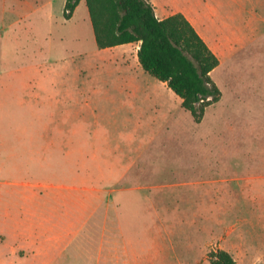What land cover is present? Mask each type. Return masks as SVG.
Listing matches in <instances>:
<instances>
[{"label": "rangeland", "instance_id": "obj_1", "mask_svg": "<svg viewBox=\"0 0 264 264\" xmlns=\"http://www.w3.org/2000/svg\"><path fill=\"white\" fill-rule=\"evenodd\" d=\"M151 2L225 44L197 123L133 58L101 60L85 6L46 27L0 0V264L47 263L86 215L67 251L88 264H210L218 249L264 264V0ZM12 216L37 223L35 244H6Z\"/></svg>", "mask_w": 264, "mask_h": 264}, {"label": "trees", "instance_id": "obj_2", "mask_svg": "<svg viewBox=\"0 0 264 264\" xmlns=\"http://www.w3.org/2000/svg\"><path fill=\"white\" fill-rule=\"evenodd\" d=\"M79 0H65L69 18ZM96 47L99 49L138 43L137 60L142 70L180 98V105L194 122L207 106L218 101L220 91L210 78L217 57L188 20L175 13L159 19L146 0H84ZM210 264H235L221 249L210 253Z\"/></svg>", "mask_w": 264, "mask_h": 264}, {"label": "crops", "instance_id": "obj_3", "mask_svg": "<svg viewBox=\"0 0 264 264\" xmlns=\"http://www.w3.org/2000/svg\"><path fill=\"white\" fill-rule=\"evenodd\" d=\"M20 1V0H19ZM148 1L153 9H154V14L157 18L162 19L165 18L169 15L175 14V13H181V12H173L171 14H162L159 15V12L155 9L154 6V2L152 3L149 0ZM64 4H65V0H60L58 1V5L57 7H55L54 5V0H21L20 4H17V6L12 7V10H16L19 11L17 13H32L33 11H36L40 13L41 18L44 22V25H46V27L51 26L53 24L54 21H58V23L62 24L63 26H65L66 24H69L74 17V14L78 11L79 8L85 6L86 9V18L89 20V16H88V11L85 5L84 0H79L78 4L76 5V7L74 8L72 15L69 18H64L63 16V12H64ZM10 10V9H9ZM187 20L188 22L191 24V26L194 28V30L197 32V34L201 37V39L204 41V43L206 44V46L210 49V51L217 57L218 59V65L220 64V59H219V50H220V45H225L224 43H222V41L217 38H213L212 36L207 35V33L203 30L202 27V23H199L197 20H195L194 18L188 16L187 14H183L181 13ZM90 22V20H89ZM84 23V28L86 29L87 26H85L86 20L83 22ZM91 25V24H90ZM80 30H84L83 26L80 28ZM92 30V27H91ZM47 32V31H46ZM93 33V32H92ZM78 34H76L77 36ZM94 37V35H93ZM229 44H231V42H229ZM96 45V44H95ZM137 49H138V43H127V44H121V45H116L113 47H108V48H103V49H99L97 51H101V52H105L106 55L104 57H102L101 60H103L104 62L107 61L109 62L112 66H124L125 64V59L127 57H131L135 60L136 63V70L138 69V60H137ZM97 65V64H96ZM217 65V66H218ZM118 66V67H120ZM140 66V65H139ZM116 69H119V68ZM123 69V68H122ZM128 82V81H127ZM25 210V209H24ZM23 212H36V206H34L32 209H27V211L25 210ZM15 217V219H11V222L8 224V226L5 228V239L6 240V244H18L20 246L23 245H28V240H31V243L35 244V242L32 240H39L37 237H33L36 236V234H38V228H37V223L32 222V221H28L27 219L24 220H20L17 221L16 219H18L17 216H12ZM74 230L69 232L70 236H74L73 238H67L66 240H64V242L61 243V246L58 248V252H56V255L50 259L47 263H44L43 261L46 259H44L42 256L41 258H39L38 254H33L32 255V260H36L39 261L41 260V262L39 263H33L30 262L29 263V259L30 258H24V257H20L18 255L14 256H5V263L4 264H52V263H57V256L59 253L61 252H66L67 256H68V260L64 263V264H74V263H70V261H75V264H81L79 263L80 261H84L85 264H88V255L87 253L82 255V254H76V253H71L67 250L69 247V244L71 242V240H82L79 236V234H82V230L84 229L85 231V238L83 240H88L87 238V230H88V216L86 215L84 217V219L80 220H76L74 222ZM32 229V231H30ZM32 232V233H31ZM32 236V237H30ZM2 240V239H0Z\"/></svg>", "mask_w": 264, "mask_h": 264}]
</instances>
